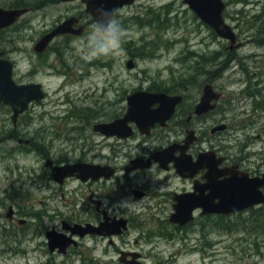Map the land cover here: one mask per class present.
Returning a JSON list of instances; mask_svg holds the SVG:
<instances>
[{"label": "flooded vegetation", "instance_id": "af4514ba", "mask_svg": "<svg viewBox=\"0 0 264 264\" xmlns=\"http://www.w3.org/2000/svg\"><path fill=\"white\" fill-rule=\"evenodd\" d=\"M47 2L56 3L58 0ZM75 2L81 3L79 0L70 3ZM46 7L48 5L39 7L36 4L29 6L14 2L10 7L3 8L28 11L14 24L1 29L0 35L7 34V31L17 27L28 15ZM85 15L90 18L89 21L83 20L81 15L71 16L78 20L73 29L80 28V35L69 33L54 37L43 51H37L36 44L58 24L31 42V54L26 58L13 56L15 48L9 52L0 49V60L9 63L13 83L18 87L37 86L43 95L39 101L29 102L27 109L15 118L13 108L0 102V245L7 242L16 243V246L0 251L2 258H6L5 254L9 252L11 256L27 261L48 255L44 264L56 262L57 255L62 256L63 261H67L68 257L69 260L76 259L79 264H146L149 257L157 255L148 256L144 248L182 250L183 247L191 246L188 228H197L199 233L204 235L206 220L237 215L252 209L227 215L207 213L206 202L211 200L210 197L215 199L212 202H219L220 193L219 187L212 185L210 168L216 167V181L237 176L239 173L247 174L249 178H260L264 174L257 176V173L247 171L239 163L249 157L245 154L248 145L246 136L235 144L238 150H233L223 143L225 137L222 134L227 132L229 127L222 120L215 122V115L220 113L224 101L230 100L233 95L225 98L224 90L214 83L221 76L220 70L207 72L200 97L190 105H186L184 95L167 92L160 84H150L148 87L139 85L128 94L120 88V95H125L119 98V92L116 90L117 98L114 101L107 98L106 88L96 97L93 91L97 89L96 93H99L100 88H96L98 85L90 92L86 90L87 97H93L91 100L79 96L73 98L72 93H66L67 100L60 105L62 107L59 110L65 113L61 122L66 126H73L62 136L59 134L58 139H51L50 147L45 148V138L49 134L45 118L50 114L47 110L48 104L45 103L48 98L45 82L51 77L66 78V71L70 68L62 59V44H56L61 40L70 43L74 38L83 37L88 24H94L91 17L86 13ZM27 25L28 21L18 29L19 32L25 31ZM6 39L0 38V44ZM10 41L8 38L7 42ZM236 45L239 48L241 44L236 42ZM228 47L229 43L226 51L232 52ZM51 56H54L53 63ZM47 66L53 71L51 74L47 72ZM93 67L96 66L87 64L80 68L86 70ZM135 67L136 65L131 70ZM200 71L205 73L204 67H201ZM87 76L89 72L81 80ZM63 84L64 81L60 89ZM206 86H211L219 98L217 101L208 102V110L196 115L194 111L201 102ZM136 93L181 96V101L164 125L155 124L147 134L142 133L132 121L124 127L130 129L127 136H107L95 130L98 126L122 119L128 113V97ZM118 104L121 105L120 108ZM112 107L115 110L110 112ZM150 108L155 110L158 104H153ZM257 111L262 112L260 108ZM38 114L40 115L37 116ZM35 117L39 119L37 122L43 123L40 128L44 134L40 139L43 144L38 148L32 138L25 137L30 124L36 122ZM175 128H181L182 131H178L171 139L170 134ZM124 133L125 131H121V134ZM259 133L262 135L264 131L259 130ZM54 140L60 141L62 146L54 147ZM29 149L38 151L40 159H37L41 163L39 168L34 167L37 171L31 168L33 174L27 171V180L31 175V182L37 187L40 195L39 210L35 214L17 208L15 202L28 196V189L20 167L10 165L18 164V156H22L21 159L28 156ZM110 149L112 157L109 156ZM232 151L240 154V157L232 158ZM121 155L123 162L116 163ZM199 156L204 161L200 166V163H197ZM65 167H73V172L64 177L56 174V169ZM86 169L100 171L102 175L93 179L86 175ZM260 191L264 193V187H261ZM66 194L68 199L65 198ZM141 200L143 202L135 210L127 209ZM260 207L263 208L264 205L253 208ZM173 217H188L192 220L185 225H179L171 221ZM50 232L55 233L57 237H65L66 241H71L70 244L62 249L56 247L51 250L47 238ZM197 241L199 244L200 238ZM84 246L86 249L83 252ZM169 254L172 255L165 264L179 263L181 259L177 260L176 253Z\"/></svg>", "mask_w": 264, "mask_h": 264}, {"label": "rangeland", "instance_id": "374dc122", "mask_svg": "<svg viewBox=\"0 0 264 264\" xmlns=\"http://www.w3.org/2000/svg\"><path fill=\"white\" fill-rule=\"evenodd\" d=\"M47 1L49 0H38L39 3L28 4L29 6L36 4L39 7L48 5V7L33 12L17 27L7 31V34L0 35L1 39L7 38L0 44L1 50L9 52L15 48L13 56L26 58L31 54V42L40 37L44 31L54 28L71 16L81 15L83 20H90L84 13L85 6L80 2L64 3L58 0L49 4ZM224 2L226 8L223 18L233 28L237 42L241 44L232 52L226 51L228 43L217 37L208 26L195 17L183 0H137L133 5L118 11L117 19L125 29L126 35L121 42V49L111 55L96 59L86 58L88 53L85 49V41L93 29L90 23L83 37L74 38L70 43L63 40L58 42L56 45L62 44V59L70 68L66 71L68 73L66 78L51 77L45 82L48 92L45 103L48 104L47 110L50 114L45 118L47 123L45 126H48L49 134L46 135L44 147H50L51 139H58L59 134L62 136L69 127L73 126V124L66 126L61 122V117L65 113L59 110L62 107L60 105L67 100L66 93H72L73 98L87 97V91L90 92L98 85L99 87L96 88H100L99 93H96L97 89L93 91L96 97H99L103 93L102 89L106 88L107 98L114 101L117 98L116 90L119 92V98L125 95H120V88L128 94L139 85L148 87L150 84H160L167 92L184 95L187 100L186 105H190L200 97L203 80L208 76L207 72L220 70L221 76L214 83L224 90L225 98L233 95L230 100L224 101L220 113L215 115V122L222 120L229 127L227 132L222 134L225 137L223 143L235 150V144L246 136L248 145L245 154L249 157L239 163L247 171L257 173V176L264 173V134L259 133V130L264 131V0H224ZM12 3L13 0H0V7L8 8ZM159 14H161L159 23L165 24L163 29L158 23L143 27L137 24L139 20L149 21ZM27 21L25 31L19 32L18 29ZM8 38L10 42H7ZM128 43H132L133 47L128 46ZM138 52L149 57L140 59L137 57ZM53 59L54 56H51L52 63L55 61ZM129 59L135 61L136 67L133 70L126 68ZM87 64L96 67L86 70L80 68ZM201 67H204L205 73L200 71ZM46 69L49 74L53 72L48 66ZM88 72L89 76L81 80ZM63 81L64 84L60 89ZM87 99L91 100L93 97ZM118 106L121 107L120 104ZM259 108L262 110L261 113L257 111ZM109 110L111 112L115 109L112 107ZM37 120L39 121L35 117L36 122L30 124L25 137L32 138L38 148L43 144L40 139L44 134L40 130L43 123ZM207 124L209 125L210 122ZM178 131L182 129H173L170 134L171 139ZM60 141L54 140V147L62 146ZM37 152L29 149L28 156H23V159L22 156L17 157L18 164L10 163L20 167L25 178L24 184L28 189V196L23 200L18 199L15 202L18 205L16 207L29 214H35L39 210L40 195L37 187L33 186L31 175L27 180L29 175L27 171L33 174L31 168L35 166L39 168L41 165L37 159H40ZM112 154L110 149L109 156L112 157ZM231 156L236 159L240 154L232 151ZM123 159L121 155L116 163H122ZM65 198L68 199L69 196L66 194ZM188 235L191 246L183 247L184 249L179 251L177 248L162 247L157 250L144 248L148 256L157 255V257H149L146 264H165L172 255L169 253H176L177 260L181 259L180 264H264V207L252 208L224 218L206 220L204 235L199 233L197 228H188ZM1 238L0 236V240ZM199 238L201 243L199 241L198 244ZM11 246H16V243H3L0 245V251L7 250ZM85 249L84 246L82 251L84 252ZM5 256L6 258L0 257V264H44L48 259L46 255V257L30 258L27 261L15 258L9 252ZM63 260L62 256L57 255L56 262L52 264H79V261L69 260V257L67 261Z\"/></svg>", "mask_w": 264, "mask_h": 264}, {"label": "water", "instance_id": "95a60500", "mask_svg": "<svg viewBox=\"0 0 264 264\" xmlns=\"http://www.w3.org/2000/svg\"><path fill=\"white\" fill-rule=\"evenodd\" d=\"M63 2H69L73 0H62ZM85 4V12L89 14L94 23L99 19L97 15L98 8H104L106 10L119 11L123 7L133 4L135 0H81ZM183 3L189 8L190 11L205 25L210 27L215 34L229 42L228 49L234 50L238 46L236 45V36L232 28L227 25L222 17V13L225 10V4L222 0H183ZM27 9L17 10H5L0 8V30L14 24L17 19ZM76 18H71L52 32L45 35L37 44L36 50L43 51L48 43L57 36L64 34L80 35L81 29H73V25L77 24ZM106 20L102 18V23ZM127 69H132L134 63L129 60L126 64ZM43 95L40 93L37 86L32 87H18L13 83L11 79V69L7 62L0 60V102L6 105H10L14 110V118L21 112L27 109V105L31 101H39ZM218 94H215L211 86H206L203 90V96L201 102L198 103L194 113L196 115L202 114L208 110V102L211 100L217 101ZM181 101V96L169 97L165 94H148V93H136L128 97V113L117 121L110 124L101 125L95 128L102 134L107 136L117 135L119 137L129 135L130 129H125L128 122H135L142 133H149L151 127L155 124L164 125L167 120L173 115L174 108ZM158 104V108L151 110L150 106ZM121 131H125L121 134ZM162 156V155H161ZM204 156V155H201ZM199 156L197 163L202 165L203 158ZM159 158V157H158ZM213 167V166H212ZM210 168V167H209ZM80 170V169H79ZM86 175L96 179L102 175V172L90 169ZM213 176V186L219 187L218 198L219 202L214 203L215 199L210 197L211 200L206 202L207 213H216L221 215L234 214L241 212L249 207H253L259 204H264V193L260 191L261 187H264V174L258 178H249L247 174L239 173L237 176L233 175L230 178H226L222 181H216V167L209 169ZM69 172V173H68ZM73 172V167H65L56 169V174L59 176L70 175ZM104 173V172H103ZM61 174V175H60ZM210 179V180H211ZM213 196V194H212ZM215 196V195H214ZM209 199V198H208ZM192 218L173 217L171 221L179 223V225H185L191 221ZM59 236V235H58ZM47 238L49 240V246L51 250L58 247L62 249L70 244L71 241H66L64 237H57L55 233H48Z\"/></svg>", "mask_w": 264, "mask_h": 264}, {"label": "clouds", "instance_id": "9594fccd", "mask_svg": "<svg viewBox=\"0 0 264 264\" xmlns=\"http://www.w3.org/2000/svg\"><path fill=\"white\" fill-rule=\"evenodd\" d=\"M99 19L93 24L92 32L85 41L87 59H96L100 56L111 55L121 49V42L126 33L121 22L117 19L115 10L98 8ZM102 18L106 20L102 23ZM143 201H138L127 209L135 210ZM102 207H104L102 205Z\"/></svg>", "mask_w": 264, "mask_h": 264}, {"label": "trees", "instance_id": "16d2710c", "mask_svg": "<svg viewBox=\"0 0 264 264\" xmlns=\"http://www.w3.org/2000/svg\"><path fill=\"white\" fill-rule=\"evenodd\" d=\"M13 1L17 2V4H21V5H28L31 3H39L38 0H13ZM157 23L159 24V27L162 26V24H160L159 22H157ZM139 24L141 25V22H139ZM137 56H138V58L149 57V55L143 54L142 52H138Z\"/></svg>", "mask_w": 264, "mask_h": 264}, {"label": "bare ground", "instance_id": "6f19581e", "mask_svg": "<svg viewBox=\"0 0 264 264\" xmlns=\"http://www.w3.org/2000/svg\"><path fill=\"white\" fill-rule=\"evenodd\" d=\"M131 51V50H130Z\"/></svg>", "mask_w": 264, "mask_h": 264}]
</instances>
